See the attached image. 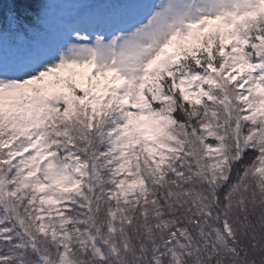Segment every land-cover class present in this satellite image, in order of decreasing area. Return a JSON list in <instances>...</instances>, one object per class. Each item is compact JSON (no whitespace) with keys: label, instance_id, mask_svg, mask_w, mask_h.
I'll return each mask as SVG.
<instances>
[{"label":"snow or ice","instance_id":"obj_1","mask_svg":"<svg viewBox=\"0 0 264 264\" xmlns=\"http://www.w3.org/2000/svg\"><path fill=\"white\" fill-rule=\"evenodd\" d=\"M0 264H264V0H0Z\"/></svg>","mask_w":264,"mask_h":264}]
</instances>
